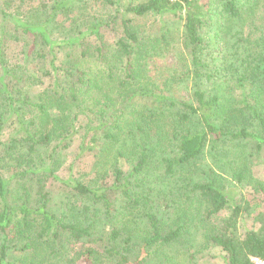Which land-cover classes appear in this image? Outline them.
Returning a JSON list of instances; mask_svg holds the SVG:
<instances>
[{"label": "trees", "instance_id": "trees-1", "mask_svg": "<svg viewBox=\"0 0 264 264\" xmlns=\"http://www.w3.org/2000/svg\"><path fill=\"white\" fill-rule=\"evenodd\" d=\"M2 7L0 131L11 132L0 141V168L23 167L41 185L55 179L79 122L78 149L96 161L94 180L62 182L69 196L59 214L49 191L11 204L10 180L0 173V264H16L9 257L18 254V264H152L190 239L220 249L225 264L264 263V210L253 219L257 229L240 238L241 210L226 179L264 194L252 175L264 164V0H4ZM73 13L69 27L57 22ZM177 13L193 103L147 88L153 44L132 24ZM110 26L120 31L111 60L96 49L107 73L91 76L81 68L85 50ZM5 38L27 42L24 60L40 59L41 77L7 68ZM165 257L160 264H179Z\"/></svg>", "mask_w": 264, "mask_h": 264}, {"label": "rangeland", "instance_id": "rangeland-1", "mask_svg": "<svg viewBox=\"0 0 264 264\" xmlns=\"http://www.w3.org/2000/svg\"><path fill=\"white\" fill-rule=\"evenodd\" d=\"M174 1V0H173ZM4 0H0V6L3 8ZM4 10V8H3ZM9 12H14L13 7L9 9ZM73 13L68 18L65 16H58L57 22L63 24L65 27H69L72 24ZM134 29L138 35L145 39L148 38L152 41L153 47L148 49L147 58L144 61L145 64V82L147 88L156 95H164L178 102L193 103L191 94V74L183 70L180 65V57H184L188 63L189 59L185 54L182 46V33L184 25V16L182 13L175 15H147L142 18H135L132 22ZM11 23L6 24L5 31L11 32L13 27ZM2 17L0 16V39L3 38L1 34ZM101 40H95V37L91 38L90 48L91 51L86 52V58L82 60V70H87L91 73V76H105L107 73L106 66L100 57L96 49L101 47L104 58H107V62L111 60L113 54V43L115 38L120 36L119 29L115 27H109L108 29L101 30ZM5 56L7 58V68L9 70L20 67L27 72L32 73L33 76L41 77L39 67L43 66L40 59L34 58L29 61L24 60V46L27 42H15L11 38H5ZM84 50V49H82ZM81 52V49H79ZM103 58V60H104ZM67 62V53H59L57 57L56 65L63 67ZM119 65V63H118ZM46 67L47 64H46ZM190 71V70H189ZM102 82L105 79L101 77ZM44 86L47 85L49 79H43ZM103 87V90L104 91ZM39 88L34 87L32 93L38 92ZM99 98V97H98ZM77 130L73 133L72 139L69 142L67 149L62 151V156L58 168L54 169L55 179L50 177L46 178V181L41 185L39 178L33 175H26L23 167L8 166V168H0V173L5 176V179L10 180L9 187L11 189L9 201L11 204H20L21 200L38 201L41 191H49L51 195L49 207L56 213L66 211V199L69 195L68 188L63 186L62 182L67 184L84 183L87 184L95 179V170H93L94 162L93 154L82 155L78 149L80 145V137L82 134L81 123H77ZM10 130L3 129L0 131V141L7 142L10 137ZM2 146L0 145V155L2 152ZM264 153V148H263ZM205 156L206 151H205ZM208 161V158L206 157ZM17 174V178L11 179ZM252 175L256 180L264 184V164L254 166L252 169ZM229 181L230 196L232 197L233 205L240 206V215L236 223V231L241 238L246 231L256 230L257 226L253 219L258 212L264 210V194L257 192L255 188L251 186H239L233 182L230 178H226ZM223 217L229 215L228 211L221 214ZM204 241L197 244L190 239V244H183V241L178 242L174 247L164 248L161 250V255L156 254L152 264H160L165 256L169 255L173 259H176L179 264H225L224 253L218 248H208L204 246ZM184 253L185 256L181 255ZM165 255V256H163ZM193 256V260L189 262L187 258ZM24 258V255L18 254L17 257L11 255L9 260L18 264L19 258Z\"/></svg>", "mask_w": 264, "mask_h": 264}, {"label": "built area", "instance_id": "built-area-1", "mask_svg": "<svg viewBox=\"0 0 264 264\" xmlns=\"http://www.w3.org/2000/svg\"><path fill=\"white\" fill-rule=\"evenodd\" d=\"M256 262V264H264V263H262V262H259V261H255Z\"/></svg>", "mask_w": 264, "mask_h": 264}]
</instances>
